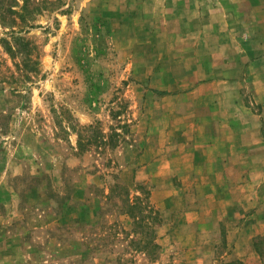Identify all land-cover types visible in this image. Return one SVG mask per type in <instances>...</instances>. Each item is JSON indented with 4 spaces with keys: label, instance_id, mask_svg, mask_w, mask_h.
<instances>
[{
    "label": "rangeland",
    "instance_id": "obj_1",
    "mask_svg": "<svg viewBox=\"0 0 264 264\" xmlns=\"http://www.w3.org/2000/svg\"><path fill=\"white\" fill-rule=\"evenodd\" d=\"M2 1L0 264H264L258 200L184 167L219 75L264 113V0Z\"/></svg>",
    "mask_w": 264,
    "mask_h": 264
},
{
    "label": "crops",
    "instance_id": "obj_2",
    "mask_svg": "<svg viewBox=\"0 0 264 264\" xmlns=\"http://www.w3.org/2000/svg\"><path fill=\"white\" fill-rule=\"evenodd\" d=\"M252 66L249 64L248 69ZM222 76L219 75L217 96L211 92L200 96L207 104L212 98H217L218 102L197 121L193 120L192 128L185 132L191 140L186 150L191 158L184 167L191 171L188 176L195 175L201 183L217 186L208 195H226L227 198L235 195L241 200L256 198L259 213L264 210V113H256L241 99L240 81ZM203 87L198 85L186 95L197 94ZM258 101L264 110V95H260ZM156 164L153 162L150 168ZM154 194L151 198L157 202L170 196ZM236 243L240 245L239 240Z\"/></svg>",
    "mask_w": 264,
    "mask_h": 264
},
{
    "label": "trees",
    "instance_id": "obj_3",
    "mask_svg": "<svg viewBox=\"0 0 264 264\" xmlns=\"http://www.w3.org/2000/svg\"><path fill=\"white\" fill-rule=\"evenodd\" d=\"M2 2H3V1L0 0V7L2 6ZM8 9L11 10L12 13L15 12V9L13 8V5H10V7H9ZM31 22H32V21H31ZM31 22L28 23L29 26H33V23H31ZM16 23H17V21H16V19H15L14 17H12V19H11L10 22L5 23V24H7V26H9L10 28H12V33H13V35H14V33H15L14 28H15V26L17 25ZM18 39H19V37L16 36V40H15V41H18ZM8 48H9V50H11V47H8ZM19 48H20V47H19ZM162 93L165 94L166 91H163ZM225 242H226V238H225ZM258 242H259V241L255 242V247H256L257 251H258L261 255H264V251L260 248ZM219 264H246V263H245L242 259L236 257V258L231 259V260H229V261H222V262L219 263Z\"/></svg>",
    "mask_w": 264,
    "mask_h": 264
}]
</instances>
